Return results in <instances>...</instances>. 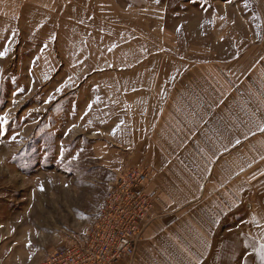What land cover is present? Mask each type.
<instances>
[{
  "label": "crops",
  "instance_id": "0c3cea01",
  "mask_svg": "<svg viewBox=\"0 0 264 264\" xmlns=\"http://www.w3.org/2000/svg\"><path fill=\"white\" fill-rule=\"evenodd\" d=\"M191 1L0 0L2 47L48 42L38 36L72 35L78 26L84 42H103L107 4L120 45L181 50L187 36L186 53H163V72L177 75L167 86L103 87L119 107L98 122L97 156L112 172L124 164L146 170L153 199L134 257L119 264H218L223 251L244 248L236 236L264 245V0H204L199 9ZM198 10L211 11L208 37L169 31L202 27L189 18ZM91 28L97 34L88 39ZM36 58L23 72L37 73Z\"/></svg>",
  "mask_w": 264,
  "mask_h": 264
},
{
  "label": "rangeland",
  "instance_id": "374dc122",
  "mask_svg": "<svg viewBox=\"0 0 264 264\" xmlns=\"http://www.w3.org/2000/svg\"><path fill=\"white\" fill-rule=\"evenodd\" d=\"M205 4L191 1L196 9ZM112 9L107 4L103 42H84L80 26L72 35L65 28L38 36L48 42L2 47L0 41V264H42L49 253L81 238L101 209L119 168L112 172L97 156L98 122L119 107L105 99L103 87L167 86L177 75L163 72L168 66L162 65L163 53H186L184 34L208 37L211 11L198 10L189 18L200 19L202 27H169L186 38L176 44L181 50L170 44L163 51L161 42L120 45L112 40L117 30ZM96 34L91 28L88 39ZM35 54L37 73L23 72L33 66ZM149 65L150 76H142ZM234 244L244 248L223 251L218 264H264L254 238L236 236Z\"/></svg>",
  "mask_w": 264,
  "mask_h": 264
},
{
  "label": "built area",
  "instance_id": "2783aa9c",
  "mask_svg": "<svg viewBox=\"0 0 264 264\" xmlns=\"http://www.w3.org/2000/svg\"><path fill=\"white\" fill-rule=\"evenodd\" d=\"M119 168L88 231L49 253L42 264H119L134 256L153 208L151 180L146 170Z\"/></svg>",
  "mask_w": 264,
  "mask_h": 264
},
{
  "label": "snow or ice",
  "instance_id": "6c2138e0",
  "mask_svg": "<svg viewBox=\"0 0 264 264\" xmlns=\"http://www.w3.org/2000/svg\"><path fill=\"white\" fill-rule=\"evenodd\" d=\"M157 2H158V0H157ZM58 91H59V89H58ZM262 131H264V129H262ZM237 143H239V141H237ZM260 257H261V260L264 261V245L261 246Z\"/></svg>",
  "mask_w": 264,
  "mask_h": 264
}]
</instances>
